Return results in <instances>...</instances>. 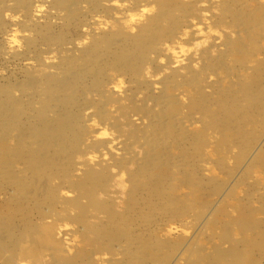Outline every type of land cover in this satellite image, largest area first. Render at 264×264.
Instances as JSON below:
<instances>
[{"label": "bare ground", "instance_id": "6f19581e", "mask_svg": "<svg viewBox=\"0 0 264 264\" xmlns=\"http://www.w3.org/2000/svg\"><path fill=\"white\" fill-rule=\"evenodd\" d=\"M137 1L54 0V11L42 14L43 1L0 0V28L7 27L1 19L9 11L7 33L36 32L27 47L45 70L24 87H0V254L6 264H92L95 253L109 255H95L102 264H264V181L253 175L264 163V0H142L154 9L143 13L147 8L140 10ZM135 8L140 16L129 22ZM101 10L111 21L98 18ZM16 13L23 18L13 21ZM41 14L54 23L27 25ZM210 24L229 29L222 30L225 40ZM84 25L96 33L80 34L70 49L67 33ZM200 33L211 45L201 54H181ZM24 57L29 61L27 51ZM208 165L228 178L235 169L240 173L228 191L245 185L235 204L213 211L214 195L224 193L227 181L211 179ZM122 172L128 188L117 212L100 194ZM51 191L79 210L52 239L44 214ZM172 205L213 215L184 250L193 235L185 230L194 227L184 216L177 232L152 229L158 211L172 213ZM92 210L105 215L90 222L98 218ZM71 222L79 226L80 244L69 237ZM178 232L184 238L166 240ZM81 243L92 246L85 256Z\"/></svg>", "mask_w": 264, "mask_h": 264}, {"label": "rangeland", "instance_id": "374dc122", "mask_svg": "<svg viewBox=\"0 0 264 264\" xmlns=\"http://www.w3.org/2000/svg\"><path fill=\"white\" fill-rule=\"evenodd\" d=\"M39 1H43V3H44V5H43V13L42 14H46V10H49L52 6H51V4L54 2V0H39ZM136 2H139V1H137L136 0ZM140 3L142 4V5H140V10H141V8H143V7H146V8H151L150 6H149V4H148V6L146 5V6H144L145 5V1H142V0H140ZM203 3H205V2H203ZM206 4H207V2H206ZM49 5V6H48ZM143 6V7H142ZM48 8V9H47ZM210 8V7H209ZM137 8H135L134 9V13H136V17H138V16H140L139 14H140V11H138L139 10V7H138V10H136ZM211 9V8H210ZM213 9V8H212ZM216 8H214V10H213V12H219V10L218 9H216ZM50 10H52V9H50ZM52 11H54V10H52ZM9 11H7L6 13H8ZM138 12H139V14H138ZM109 13V14H108ZM17 14V16H19L20 18H23V16H22V14H20V13H16ZM42 14H41V16L39 17V18H36V16H33L30 20H28L29 21V23L27 24V25H32L33 23H38V24H45V23H47V22H49V18H45V15L44 16H42ZM90 15L92 16L93 14L92 13H90ZM91 16H87L86 18H90ZM52 18V17H51ZM99 19H101V20H106V19H108V20H106V21H111V17H110V12L109 11H107V10H104V12H103V10H101V12H100V17H98ZM110 18V19H109ZM143 18H145V16H143L142 17V20L144 21V20H146V18L145 19H143ZM9 18H6V16H2V19L1 20H3V21H5L6 22V24H7V27H1L0 28V53H2V54H0V87L1 86H7L8 84L10 85L11 83H12V85L13 86H15V87H20L19 85H23L22 87H24V86H26L27 85V83H25L26 81H28V79L29 78H31L32 76H36V74H37V76H41V74L43 75L44 73H45V70H44V67L42 68L39 64H41L42 65V63H37V61L35 60V58H31V56H33V54L29 51V49H28V47H27V43H28V41L29 40H31L34 36H35V34H36V32H33L32 30H31V32H29L30 30H27V31H23V32H21V30H17V29H15L16 31H17V33H19V35H17L16 36V39L20 42L19 43V47H17L16 48V46L15 45H12L11 46V48H10V46L8 47V45H9V39H7V38H9V36L10 35H12L11 33H7V32H10V30H9V26L10 25H8L10 22H9V20H8ZM23 20V19H22ZM54 20V19H53ZM53 20H50V22L52 21V23H54L53 22ZM24 21V20H23ZM85 23H87V19H85ZM10 28H16V26H14V27H10ZM84 28H85V30H84ZM84 28H83V26L81 27V29H79V27H78V29L76 28L75 29V31L74 32H71V33H67V38H69L71 41H72V43H70L69 45H68V47L70 48V49H75V47H76V44L78 43L77 41H78V37L77 36H79L80 37V34H82L81 35V37L82 38H84V37H88V35L90 36V34L89 33H96V32H94L90 27H89V25H84ZM210 28H211V30H212V32L216 35V33H219V35H220V37H222L223 36V31L222 30H224V31H226V33L229 31V29L228 28H223V27H213L211 24H210ZM87 29V30H86ZM7 31V32H6ZM15 31V32H16ZM13 32V31H12ZM23 33H25L24 35H22ZM86 33V34H85ZM97 33H99V32H97ZM6 34V35H5ZM84 34V35H83ZM124 34H126L127 35V33L125 32ZM222 34V35H221ZM118 36H122V34H119ZM197 36V37H196ZM202 36V37H201ZM195 37H196V39H194V40H192V44H187L188 45V47H190L189 45H191V48H189V49H192L190 52H199L200 54L202 53V51L205 49V48H208L210 45H211V43H212V38L211 37H206L205 38V36L204 35H200V34H197V35H195ZM199 37H201V38H199ZM20 38V39H19ZM197 38L200 40H202L203 41V39H206L208 42H207V44L206 45H202L201 47H199V48H195L194 46H193V44L196 42V41H198L199 42V40H197ZM21 39H22V41H21ZM209 39H211V40H209ZM223 40H225V37L223 36V38H222ZM221 38H220V40H222ZM84 40H86V39H84ZM200 40V41H201ZM218 40V39H217ZM7 42H8V45H7ZM211 42V43H210ZM67 43H69V42H67ZM209 43V44H208ZM196 44V43H195ZM209 45V46H208ZM21 46V47H20ZM186 46V45H185ZM13 47V48H12ZM223 48H225V47H223ZM200 50V51H199ZM7 51H9V52H7ZM26 51H27V56L28 57H30L29 58V61H28V59H26L25 57H24V55H25V53H26ZM214 52V51H213ZM10 54V55H9ZM45 54V53H44ZM9 55V56H8ZM12 55V56H11ZM55 55H60V53H55ZM20 56V57H19ZM46 56V54L43 56V57H45ZM16 59H15V58ZM23 58V59H22ZM5 59H10L9 61H7V60H5ZM31 59H33V61H30ZM47 59V58H46ZM161 59H164V61H167L168 59L165 57V56H163V57H161ZM13 60V61H12ZM33 63V64H32ZM30 65V66H29ZM36 65L39 67H36ZM28 66V67H27ZM32 67H34V68H32ZM150 67V66H149ZM38 68V69H37ZM42 68V69H41ZM29 69V70H28ZM147 69H149V68H147ZM43 70V71H42ZM150 70V69H149ZM29 71L30 72H32V71H34L33 73H29ZM26 72V73H25ZM36 72V73H35ZM39 72V73H38ZM40 74V75H39ZM26 75L27 77H24V76ZM218 76V75H217ZM217 76H213V78L214 79H216L215 77H217ZM29 77V78H28ZM24 78V79H23ZM4 79V80H3ZM3 80V81H2ZM6 81H8V82H6ZM18 81V82H17ZM22 84H21V83ZM16 83V84H15ZM24 84H26V85H24ZM13 94L15 95V97L16 98H19V99H21L23 96L20 94V92L18 91V90H16V92H15V90H14V92H13ZM20 95V96H19ZM186 99V98H185ZM186 101V100H185ZM184 109H186V108H184ZM120 128H118V129H124L125 130V127H123L122 125L121 126H119ZM211 145V143L209 144V146ZM209 146H206V147H208V150L209 149H211V146L209 147ZM205 147V149L204 150H207V148ZM134 148H136V151L138 152V154H140L139 153V151H140V148L139 147H134ZM217 157V156H216ZM78 159H80V158H78ZM231 164H229V165H231V167H233V166H235L234 164H235V162H234V160H233V158L229 161ZM228 162V163H229ZM227 163V164H228ZM19 165H21V164H18V167H21V166H19ZM214 165H216L214 162H212L211 163V165L210 166H212V167H214ZM207 166V165H206ZM209 165H208V167H207V171L205 172V173H209V171H211L210 173H212V175L209 173V175H210V178L211 179H214V177H215V179H220V181H223V182H225V181H227V182H225L226 183V185H224V189H225V191H224V193H223V191H221V193H222V195L219 193V194H215L214 195V197H215V200H214V204H213V206H212V209H213V211H217V209L216 208H219L218 207V205H220V206H223V205H221V204H227V205H233V204H235L236 202H237V199H236V197H239V196H241L243 193H244V189L246 188L245 187V185H240L239 186V188H237L236 190H234L231 194H230V192H228L229 190H231L232 189V187H233V184H234V182H235V179L237 178L238 179V176L240 175V173H237V169H235V171H234V173L230 176V178H228V177H226L227 176V174H221V172H220V170H219V168L217 167V166H215V168H216V171L214 172V173H216V174H214L213 173V169L212 170H209L208 171V169H209V167H210ZM211 167V168H212ZM130 168H133V165H128L127 166V169H130ZM210 168V169H211ZM214 168V169H215ZM235 168V167H234ZM233 169V168H232ZM217 170H218V172H217ZM254 170H255V172H254V174L253 175H255V177L261 182V185H262V183H263V181H264V178L262 179V177H263V175H264V163L263 164H261V165H257L256 166V168H254ZM240 172H242V170L240 171ZM124 172H122V174H116L111 180H112V182H111V180H110V182H109V188H108V192L107 193H102V194H100V197H103V199L105 200V201H109V204H110V206H111V208H112V210H115V211H117V212H122L123 210H124V201H125V199H126V190H127V188H128V182H127V180L126 181H124L125 179H127V175L124 173ZM256 173V174H255ZM217 174H219V175H217ZM224 175V177H221V175ZM216 175V176H215ZM218 176V177H217ZM234 176V177H233ZM233 177V178H232ZM224 178H226V179H224ZM228 178V179H227ZM233 179V180H232ZM225 180V181H224ZM56 184H53L52 182H50L49 183V186L47 187L48 188V190H49V188L52 190L53 188H54V186H55ZM51 186H52V188H51ZM111 186V187H110ZM228 186V187H227ZM46 190V189H45ZM61 192H62V195H63V193H65V194H68V196L70 197V195H75L74 193H71V192H67V191H65V190H61ZM226 192H228V193H226ZM226 193V194H225ZM227 194H230L229 196L227 195ZM61 195V193L59 194V192L57 193V191H56V193L55 192H53V191H51V193H50V195L48 196V197H52L51 198V200H50V204H52L51 206L50 205H48L45 209H47V211H45V215L48 213L49 214V216L48 217H50L49 219H51L52 218V220H53V222H51L52 220H48V217L45 219V225H46V223H47V225H48V223L50 222V227L49 226H47V227H49V228H47L46 230H50L51 231V233H50V231H46L47 232V235H48V237H50L51 239L53 238V236H55L56 235V233H55V231H57V227H59V226H61L62 227V225L63 224H70V221H69V219L71 220V218H72V220L74 219V217H75V215L79 212V210H78V208L76 207V206H74V205H71V206H67V205H65V200H64V198L63 197H61L62 196ZM219 195V196H218ZM52 200H54V201H52ZM52 201V202H51ZM113 201V202H112ZM55 202V203H54ZM63 203V204H62ZM254 204L256 205V206H259V205H257L258 203L257 202H254ZM115 205V206H114ZM172 206H174V207H172L173 208V210H172V213H170V212H166L165 210H159L158 211V213H160V220H158L157 221V223L154 225V226H152V229L155 231V228H160V227H162L164 230H166L167 231V229H168V226L170 225L171 226V224H174V225H172V227L173 226H175V225H178V221H179V223H180V221L182 220L184 223H186V221H187V226H189V225H191V224H193V226L194 227H192V225L191 226H189L188 228H187V230H185V235H187V233H188V237H190V234L192 235V237L189 239V242L187 241V242H185L186 244L182 247V250H184L186 247L188 248V247H190V246H192V244H194L193 242L195 241L194 239H197V236L195 237V235H198V229H200V230H202V228L204 229V228H206V226H207V223H209L210 222V217H212L213 215H211V216H209V215H203L202 214V212H200V210L198 209V208H196V207H190V205H180V208H178L179 207V205H172ZM76 208V209H75ZM178 208V209H177ZM93 209V208H92ZM185 209V210H184ZM199 210V212L200 213H197L198 211H196V210ZM51 210H53V211H51ZM51 211V212H50ZM58 211V212H57ZM60 211V212H59ZM62 211V212H61ZM72 211V212H71ZM94 211V212H93ZM175 211H176V213H179V212H181V214H175ZM197 213V215H196V213ZM212 211V212H213ZM173 212H174V214H173ZM192 212V213H191ZM91 213H92V215L94 214H96L97 215V217L98 218H96V216H94L96 219H94V218H90V222H97L99 219H101V217L100 216H102V217H104V215L105 214H100V213H97V211H95V210H92L91 211ZM187 213V215L188 214H190V215H188V217H190L189 219H188V217L185 215ZM195 215H194V214ZM214 213V212H213ZM235 213V212H234ZM51 214V215H50ZM162 214H165V215H162ZM168 214V215H167ZM176 215H179V217L180 218H182L183 216H184V219L186 220H183V218L182 219H180L179 217H177ZM260 215V214H259ZM52 216V217H51ZM71 218H70V217ZM186 216V217H185ZM199 216H202V217H199ZM68 217V218H67ZM100 217V218H99ZM180 219V220H177V219ZM199 219V220H197V221H195V219ZM54 219H56L55 221H54ZM67 219V220H66ZM98 219V220H97ZM176 219V220H175ZM191 219V220H190ZM207 220V221H205V220ZM212 219V218H211ZM204 222H202V221ZM67 221V222H66ZM74 221V220H73ZM174 221V222H173ZM56 222V223H55ZM162 222V223H161ZM170 222V223H169ZM193 222V223H192ZM205 222H206V224H205ZM41 223V219H38V226L39 227H41V225H39ZM161 223V224H160ZM177 223V224H176ZM191 223V224H190ZM201 223V224H200ZM54 224V225H53ZM56 224V225H55ZM74 224V225H73ZM169 224V225H168ZM200 224V225H199ZM71 225H72V227H73V229H74V231H73V233H71V235L69 236L70 238H72V239H74L75 240V242L76 243H74V240H70V243H74V244H80V242L79 241H81V238H82V235L80 236V230L78 229L79 228V226L76 224L75 225V223H73V222H71ZM71 225H69V226H71ZM166 227H165V226ZM52 226V227H51ZM56 227V228H55ZM165 227V228H164ZM54 229V230H53ZM194 229V230H193ZM180 229H178L177 231H179ZM165 231V232H166ZM176 231V232H177ZM191 231V232H190ZM195 232V233H193V232ZM82 232V231H81ZM158 232V231H157ZM156 232V233H157ZM160 232V231H159ZM157 233V236L159 235V234H161V235H165V234H163V232L161 231L160 233ZM167 233V232H166ZM74 234V236L73 237H75V238H73L72 237V235ZM76 234H78V236L76 235ZM178 234H179V232H178ZM52 236V237H51ZM78 238H77V237ZM183 237V235L180 233L179 235H176L175 236V234H174V236L173 235H170V236H168V239H166V240H168V242H170V240L172 239V237L173 238H178V237ZM199 236H201L200 234H199ZM76 238H77V240H76ZM184 238V237H183ZM200 238H202V236L200 237ZM164 239V238H163ZM154 242V241H153ZM192 243V244H191ZM85 244V243H84ZM153 244H155V245H159V243H157V242H155V243H153ZM86 246H90V245H87V244H85ZM84 245V246H85ZM83 245H82V243H81V247H82ZM82 247V249H81V251H82V253H83V255L85 256L91 249V247L92 246H90L89 248L88 247ZM72 247V246H71ZM76 247H78V245H76ZM81 247H79V249L81 248ZM84 249V250H83ZM74 250V249H73ZM78 250V249H77ZM84 251V252H83ZM99 254V255H98ZM102 254V253H101ZM100 253H95V255H98V256H102V257H107L108 258V254L106 255H101ZM94 255V254H93ZM94 255V257L97 259V256H95ZM119 255V254H118ZM93 257V259L94 260H92V264H102L101 262H97V261H100V260H95V258ZM119 257H121V256H119ZM0 260H1V262H2V264H6L5 262V257L2 255V254H0ZM39 260V261H38ZM37 261H38V263H41V260L40 259H38ZM105 264V263H104Z\"/></svg>", "mask_w": 264, "mask_h": 264}, {"label": "clouds", "instance_id": "9594fccd", "mask_svg": "<svg viewBox=\"0 0 264 264\" xmlns=\"http://www.w3.org/2000/svg\"><path fill=\"white\" fill-rule=\"evenodd\" d=\"M113 3H116V0H113ZM118 6H123V5H118ZM42 10H43V9L41 8L40 11H42ZM153 10H154V9H152V8L142 9V13H143V12H151V11H153ZM5 16H6V18H8V17L10 16V14L6 13ZM19 18H20L19 16H11V19H12L13 21L18 20ZM135 19H137V17H136V16H132V17L130 18V21H129V22H131L132 20H135ZM209 31L211 32L212 30L209 29ZM17 35H19V33L13 31L12 35L8 38V39H9V46H10V47H11L12 45H15V46H17V47L19 46V41L16 39V36H17ZM200 35H203V33H200ZM216 35H219V33H216ZM185 38H186V36H185ZM206 44H207V40H203V41L197 42V43L194 45V47H195V48H199V47H201L202 45H206ZM191 50H192V49H185V48L181 47V48H180V53H181V54H186L187 51H191ZM169 51L172 52L173 50L170 48ZM173 54L176 55L175 52H173ZM178 62H179V61H178ZM161 63H163V60H161ZM101 135H107V133H106V132H102ZM175 231H177V229H176L174 226H173V227H169V228L167 229V233H168V234H171V233H173V232H175Z\"/></svg>", "mask_w": 264, "mask_h": 264}]
</instances>
